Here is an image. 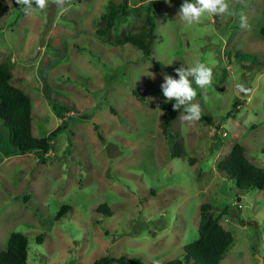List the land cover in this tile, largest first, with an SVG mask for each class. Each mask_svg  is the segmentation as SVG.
Listing matches in <instances>:
<instances>
[{
	"label": "rangeland",
	"instance_id": "1",
	"mask_svg": "<svg viewBox=\"0 0 264 264\" xmlns=\"http://www.w3.org/2000/svg\"><path fill=\"white\" fill-rule=\"evenodd\" d=\"M2 1L0 61L29 96L32 134H50V147L5 154L0 120V249L19 231L26 264H89L103 254L192 264L182 245L197 237L205 202L232 236L217 264H264V191L237 188L217 166L237 142L264 169V0H233L226 22L208 16L190 27L178 16L184 0H125L123 9V0H71L66 11L49 0L31 15ZM110 3L117 11L107 24ZM147 11L155 37L144 57L122 35ZM198 63L212 69L213 86L193 80L192 103L210 120L190 124L179 111L164 135L163 77Z\"/></svg>",
	"mask_w": 264,
	"mask_h": 264
},
{
	"label": "trees",
	"instance_id": "2",
	"mask_svg": "<svg viewBox=\"0 0 264 264\" xmlns=\"http://www.w3.org/2000/svg\"><path fill=\"white\" fill-rule=\"evenodd\" d=\"M157 0H149V3H155ZM125 0L120 7L123 9ZM7 4L0 0V16L7 10ZM118 7V6H117ZM117 11L111 3L108 5L107 24ZM155 21L148 11L143 14L142 23L139 28L128 34H123L122 39L131 45L140 49L142 55L147 57L150 53V43L155 37ZM264 36V20L259 28ZM97 32L102 30L97 29ZM151 65L157 69L160 64L157 60H152ZM10 69L5 61H0V120L3 127L6 128V150L5 154L24 153L31 150L47 152L50 147V134L35 136L31 132V102L29 96L10 80ZM174 100L161 99L157 105L160 109L159 127L162 134H169V123L174 115L179 111H184L181 107L178 111L173 110ZM226 115H230V110ZM202 119L210 120L209 116L202 114ZM172 155L178 154L177 144L171 147ZM0 154L2 151L0 150ZM217 166L227 177L234 181L239 189L257 188L264 191V169L252 163L244 155L243 147L239 143H233L227 153L218 161ZM68 206L60 207L56 215L66 209ZM102 209L108 213L103 204L96 206V210ZM232 241V236L228 230L223 228L213 217L205 202L199 205V219L197 223V237L182 245L183 256L190 260L192 264H217L222 253L227 249ZM27 256V238L25 234L19 231L10 232L6 246L0 249V264H26ZM89 264H147L137 256L109 255L103 254L94 258ZM162 264H180V260L173 258L166 260Z\"/></svg>",
	"mask_w": 264,
	"mask_h": 264
},
{
	"label": "clouds",
	"instance_id": "3",
	"mask_svg": "<svg viewBox=\"0 0 264 264\" xmlns=\"http://www.w3.org/2000/svg\"><path fill=\"white\" fill-rule=\"evenodd\" d=\"M49 0H16V3L22 6L25 15H31L33 5L40 10H45ZM62 11H66L64 5L71 4V0H52ZM240 3L241 0H234ZM233 0H184L181 5L178 16L186 26L200 24L206 17H216L220 23L226 22L232 15L231 7ZM247 18L241 15V27H247ZM178 79L171 75H164V82L161 84L163 96L167 101L174 100L173 110L178 111L184 108L186 115L183 119L188 123H194L201 119L202 109L199 104L192 103L197 95V91L192 87V81L196 86L206 91L213 86V71L203 63H198L194 67L186 68L181 66L175 69Z\"/></svg>",
	"mask_w": 264,
	"mask_h": 264
}]
</instances>
